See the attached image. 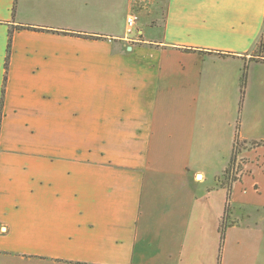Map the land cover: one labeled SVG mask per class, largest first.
<instances>
[{
    "label": "crops",
    "instance_id": "0c3cea01",
    "mask_svg": "<svg viewBox=\"0 0 264 264\" xmlns=\"http://www.w3.org/2000/svg\"><path fill=\"white\" fill-rule=\"evenodd\" d=\"M137 1L0 0V264L264 260V0Z\"/></svg>",
    "mask_w": 264,
    "mask_h": 264
},
{
    "label": "trees",
    "instance_id": "16d2710c",
    "mask_svg": "<svg viewBox=\"0 0 264 264\" xmlns=\"http://www.w3.org/2000/svg\"><path fill=\"white\" fill-rule=\"evenodd\" d=\"M16 4L14 6V10H15ZM23 30H30V31H37V32H42L45 31L44 29L41 28H36V27H24V26H12L10 28L9 31V40H8V54H7V61H6V77H5V83L7 82V75H8V71H9V63H10V54H11V49H12V42H13V37L16 31H23ZM64 34H70L72 36H79L81 38L84 39H102V37H97V36H91V35H87V34H80V33H70V32H64ZM258 51L259 53H263L264 52V35L262 36L259 44H258ZM3 95H4V90H3ZM3 101V100H2ZM241 150V144L239 141H236L235 143V147H234V152H233V156H232V161H231V165L229 166V168L226 170L224 176L227 177L230 186L232 185L233 182H235L237 179H231L230 177L233 176V171L234 169H236V166L239 168L240 165H236L237 164V155H239ZM235 176V175H234ZM224 236H225V229L222 226V230H221V240L222 242L224 241Z\"/></svg>",
    "mask_w": 264,
    "mask_h": 264
},
{
    "label": "rangeland",
    "instance_id": "374dc122",
    "mask_svg": "<svg viewBox=\"0 0 264 264\" xmlns=\"http://www.w3.org/2000/svg\"><path fill=\"white\" fill-rule=\"evenodd\" d=\"M138 19L140 21L141 20V16L138 15ZM114 28H116L117 30L119 29L121 31V34H122V32L124 31V21H122V22L120 21V23H118V26H116ZM137 35H138V32H137V30H135L134 33L131 35V38L135 37ZM237 156H239V155H237ZM237 159H239V157H237ZM246 161H247V159H242L241 160L240 167L239 168L236 167V171H235L236 176H234V175L231 176L230 177L231 179H239L240 177H242V175L244 173H246V171H247L245 169L246 165H243L244 163L246 164ZM250 168H252V166H250ZM225 178L227 179V177H225ZM228 183H229V181H228ZM250 225L254 226L255 225L254 221H252ZM233 235H235L236 238L237 237L247 238L246 234H233ZM235 237L234 236L231 237V242H230V246H229V254H230L231 258H230V262L229 263L230 264H241V262L239 260L236 261V258H233L234 255L237 256V258H238L239 257V253H241V251H242V250H240V248H238L239 246L237 244H235L236 243V241H235L236 238ZM244 257H246V256H244ZM247 261H248L247 262L248 264H264V260H258V262H256L255 260H250V258H249V259H247Z\"/></svg>",
    "mask_w": 264,
    "mask_h": 264
},
{
    "label": "built area",
    "instance_id": "2783aa9c",
    "mask_svg": "<svg viewBox=\"0 0 264 264\" xmlns=\"http://www.w3.org/2000/svg\"><path fill=\"white\" fill-rule=\"evenodd\" d=\"M141 2V3H140ZM139 4L141 7H144V6H147L149 3L147 1H141V0H138L136 2V5ZM139 19H138V15L136 14H132V15H129L127 17V20H126V27H127V34L129 36H131L135 30H137V23H138ZM241 164V160L238 159L237 161V164L236 165H240ZM237 167V166H236ZM236 169H234L233 171V174L236 176V173H235Z\"/></svg>",
    "mask_w": 264,
    "mask_h": 264
}]
</instances>
